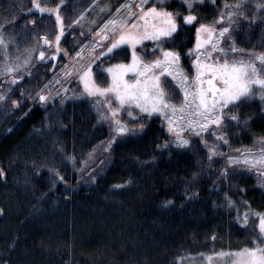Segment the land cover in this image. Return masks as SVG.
I'll return each instance as SVG.
<instances>
[{
  "label": "trees",
  "instance_id": "1",
  "mask_svg": "<svg viewBox=\"0 0 264 264\" xmlns=\"http://www.w3.org/2000/svg\"><path fill=\"white\" fill-rule=\"evenodd\" d=\"M48 2L55 4L59 0ZM122 2L98 0L99 5L111 4L113 12ZM255 2L264 0H250L246 9L249 17L254 13ZM90 3L91 0H66L61 8L65 24H71ZM165 6L186 11L182 0H166ZM31 7V0H0V25L5 38L11 35L18 47H27L25 50L45 32L54 34L51 37L56 32L55 17L26 11ZM194 10L199 17L196 23L211 21L217 16L218 3H199ZM97 11L95 8L85 13L84 25L89 27ZM110 14L91 25L92 31ZM262 16L264 10L257 14L255 23L243 21L234 33L239 48L264 50ZM30 20L36 21L35 27L27 23ZM74 33L67 30L62 37V46L70 52L91 39L89 32L83 36ZM194 36L195 23L182 28L166 46L186 51ZM128 55L118 53L110 62L127 59ZM63 60L57 58L55 69L48 61H36L33 74H25L24 80L13 86L7 106L0 110V167L6 172V177L0 178V208L4 210L0 213V259H7L10 264H175L181 256L251 246L248 226L236 218L237 207L243 214V201H247L251 210L264 211V183H258L254 170L242 168H230L227 179L222 177L219 170L224 167L226 156L214 157L209 167L207 149L200 137H192L188 149L174 145L158 149L157 144L171 136L159 120L152 118L143 132L119 138L110 152L97 151L96 160L90 164L97 176L93 182L90 174L78 171L79 161L94 145L109 138L110 128L105 123H97L85 105L61 109L52 102L45 107L39 100L33 103L27 95L22 105L11 108V100L20 99L21 89L35 94ZM185 62L183 59L184 68ZM98 79L102 81L103 76ZM261 109L264 102L254 100L232 109L239 111L241 120L245 116L252 119L247 127L231 122L226 128L230 145H222V153L251 146L256 137L264 135ZM49 112L54 113L60 125L50 136L52 147L45 144L41 150L31 134ZM205 135L210 142L215 139L210 132ZM55 144H62L66 152L76 155L75 167L63 159ZM33 162L54 163L64 181L55 179L47 168L36 174ZM214 182L219 186L213 187ZM225 192L237 202L235 207H227ZM164 200L172 203L165 206Z\"/></svg>",
  "mask_w": 264,
  "mask_h": 264
},
{
  "label": "snow or ice",
  "instance_id": "2",
  "mask_svg": "<svg viewBox=\"0 0 264 264\" xmlns=\"http://www.w3.org/2000/svg\"><path fill=\"white\" fill-rule=\"evenodd\" d=\"M65 2L59 0L51 4L48 0H31L32 7L26 11L31 13L36 10L41 15L47 13L54 16L56 32L54 38L45 32L35 39L33 47L27 49L22 61L16 58L14 62H9L8 45L14 41L11 35L5 38L3 26L0 25V49H3L5 57L0 63V77L4 78L0 83V89H3L0 90V110L7 106L8 98L14 91L13 86L22 82L25 74H33V60L48 61L55 69L57 58L62 53L67 62L60 71L43 83L35 94L21 89L20 99H12L11 108L17 109L22 105L25 95L33 103L38 99L45 107L49 101L55 103L56 98H59L60 106L69 99L90 100L97 123H107L110 128L109 138L94 145L79 161L78 171L90 174L91 181L97 178L90 164L96 160L98 150L110 152L119 138L143 132L148 121L159 116L171 139L157 144L158 149H167L171 145L188 149L193 143L192 136H198L207 149L209 167L214 157L226 156L225 165L219 170L222 177L227 179L230 168H242L250 172L254 170L259 177L258 183H264V135L256 137L251 146L230 150L227 154L219 150L222 145H230L226 128L231 122L247 127L248 121L252 119L245 116L241 120L239 111L232 109H238L239 105L255 96L264 102V51L239 48L234 36L243 21L252 24L257 20L256 13L251 17L247 13L250 0H223L219 14L213 20L198 23V13L194 9L202 0H182V6L186 7L183 13L180 9L165 6L166 0H123L114 12L111 11V4L99 5L98 0H91L88 8L80 11L71 24H65L61 12ZM212 2L215 3V0ZM95 8H98L96 17L88 27L92 39L85 40L74 52L63 48L62 37L65 32L72 25L82 23L85 13ZM255 8L257 11L264 10V2H255ZM109 12L108 18L99 23L93 32L91 25H96L99 18ZM27 23L36 26L35 20ZM194 23L195 39L186 51L178 46H165L175 40L182 28ZM24 30L27 31L26 26ZM144 41L153 43L151 50L144 46ZM123 45L130 49V58L109 62L104 66L102 58H114L118 52L125 51L121 47ZM37 47L40 48L38 56H33ZM185 58L191 60V74L182 64ZM98 64L99 69L95 67ZM105 73L104 80H99L98 77ZM72 79L82 85L79 91L69 89L68 84ZM54 85H60L59 89L53 91ZM261 111L264 112V109ZM124 112L130 119L123 118ZM51 115L49 112L44 118L47 127L52 126ZM209 132L215 138L211 142L205 135ZM54 146L63 159L75 167L76 155L66 152L62 144ZM33 167L36 174L47 168L55 179L64 181V176L54 163L36 165L33 162ZM4 177L6 172L0 167V178ZM55 179L52 180L53 186ZM124 183H130V180ZM212 186L219 185L214 182ZM224 201L229 208L237 205L228 192L224 193ZM171 203V200L163 201L165 206ZM243 204V214L237 207L236 218L240 223L247 226L253 217L257 221L254 229L258 231L252 234L251 246L245 244L238 249L213 252L207 257L209 261L213 257H220L230 259L231 264H264V211L251 210L247 201H243ZM3 211L0 208V213ZM0 264H10V261L0 259Z\"/></svg>",
  "mask_w": 264,
  "mask_h": 264
},
{
  "label": "rangeland",
  "instance_id": "3",
  "mask_svg": "<svg viewBox=\"0 0 264 264\" xmlns=\"http://www.w3.org/2000/svg\"><path fill=\"white\" fill-rule=\"evenodd\" d=\"M203 2L210 3V4L213 3L212 0H202V2H199V3H203ZM215 2L218 3V12H217V15H218L219 14V8L222 5L223 0H215ZM199 3H197V4H199ZM89 11H90V9H89ZM253 11L256 14H258L259 12H261V10L260 11H257L256 10L255 5H254V10ZM101 19H102V17L99 18V20H101ZM85 22L86 21H82V23H80V24L72 25V27L69 28L68 30H72V31L74 30L75 33L76 32H80L81 33L83 31V33H85V35H86L88 33V26L87 25H84ZM260 22L262 24L263 32H264V17L263 16L260 17ZM84 26H86V27H84ZM34 33L35 34H38L39 32H34ZM48 34H49L50 38H54V37H51L54 34H51V32H48ZM33 37H34V35H33ZM72 39H74V35H73V38ZM72 39H69L67 41V43L69 44L68 47H70ZM91 39H92V36H91ZM194 39H195V36L193 38V41L189 45V47L192 46V44L194 42ZM257 39H259V37H257ZM74 44H75V40L72 42V46ZM143 44L149 50H151L152 47H153V43L151 41H144ZM32 47L33 46H31V48ZM121 47L123 49H125V51H120L118 53H128L129 54L128 55V58H130V49H128L127 45H123ZM26 48L27 47L21 49L20 46L18 47V45L15 42H10L9 45H8V58H9V62H14L16 60V58H19L22 61V58H24V56L27 55V50H25ZM39 50H40V48L37 47L36 51L33 52V56H38ZM254 51L255 52H261V51H264V50H261V51L254 50ZM118 53L116 54V56L114 58H111V59H109L108 57L102 58V61H101L102 64L104 66H106L110 62V60H113V59H115L118 56ZM60 57H62L64 60H63V62L60 63L59 68H57L55 74L58 73L60 71V69L63 67V65L67 62L66 58L63 57V54L62 53L58 56V58H60ZM4 58L5 57H4L3 49H0V63H2L4 61ZM185 59L187 60V62H185V64H184L185 67H186L185 70L188 71L189 74H191V60H190V58H185ZM36 61L39 62V60H33L32 64L35 65L37 63ZM115 62H117V61H115ZM115 62H113V63H115ZM99 66L100 65L98 64L95 67L97 69H99ZM55 74H53L52 76H50L49 79H48V81L51 80ZM106 75L107 74L105 73L104 76H103V80H104V78H105ZM1 78H3V77H0V79ZM168 79L170 80V78H168ZM2 82L3 81L1 80L0 83H2ZM5 87H7V86H5ZM59 87H60V85H54L53 86V91L58 90ZM68 87L72 91H79L82 88V85H80L76 79H72L71 82L68 84ZM176 91L179 92V89L177 88ZM248 100L261 101L260 98H259V96L252 97V98H250ZM37 101H38V99L36 100V102ZM51 103H52V101H49L48 102V106ZM55 103L61 109H64L65 107H74L75 105H85L87 112H89L90 114H92L95 117V119H96V112H95L94 108L92 107L91 101L88 100L87 98H84V99H81V100H72V99H69V100H66L65 101V103H64L63 106H60V104H59V98H56ZM53 110H52V112H53ZM51 114H52L51 115L52 126L51 127L45 126V120H43V123L41 124V126H39V128H37V129H35L36 131L32 132V134H31V139L34 140L37 143V144L36 143H34V144H36V146L39 149H41V150L43 148H45V144H48L49 147H52L51 145H53V144H52V140H50V136L52 135L53 132H55V130L58 129V126L60 125L59 124V120L56 119V118L54 119V113H51ZM123 118L130 119V118L127 117V113L126 112L123 113ZM153 119L159 120L161 122V119L162 118H160L159 116H155V117H153ZM138 122L139 121H137V123ZM105 124H106V126L109 127V125L107 123H105ZM192 137H196V136H192ZM225 160L226 159L224 158V161ZM254 173L257 175V173L255 171H254ZM256 223H257L256 218L253 217V218L250 219V223L247 225L248 226L247 228H248V231H249V235H250L251 238H252V234L254 233V231H258V229H254V225ZM209 255L210 254H199V255L197 254V255H193V256H181V257L177 258L175 264H231V260L230 259L225 260L224 258H220V257H213L212 260L209 261L207 259V257Z\"/></svg>",
  "mask_w": 264,
  "mask_h": 264
}]
</instances>
